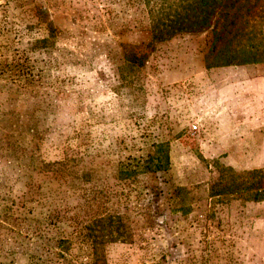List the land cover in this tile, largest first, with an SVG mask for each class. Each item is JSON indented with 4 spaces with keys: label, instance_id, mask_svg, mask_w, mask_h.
<instances>
[{
    "label": "rangeland",
    "instance_id": "obj_1",
    "mask_svg": "<svg viewBox=\"0 0 264 264\" xmlns=\"http://www.w3.org/2000/svg\"><path fill=\"white\" fill-rule=\"evenodd\" d=\"M233 1L0 0V264H264V0Z\"/></svg>",
    "mask_w": 264,
    "mask_h": 264
},
{
    "label": "trees",
    "instance_id": "obj_2",
    "mask_svg": "<svg viewBox=\"0 0 264 264\" xmlns=\"http://www.w3.org/2000/svg\"><path fill=\"white\" fill-rule=\"evenodd\" d=\"M198 1H199V4H198L199 10H200V15L198 16V19L201 21V24L206 25L208 24L207 22L208 18L211 16L212 12L214 11V9H212V6H214L215 4L219 5L221 0H198ZM236 1L237 0H234L233 2L235 3ZM211 4L213 5L211 6ZM210 8H211V11H208ZM213 34H214V44H215L213 49H215L217 41L220 39L221 35L217 33V31H213ZM224 51H226V54L215 57V58H218V59H215L217 60V62L208 65V68L232 65V61H230L229 59L230 55H227L229 51V47L228 48L225 47Z\"/></svg>",
    "mask_w": 264,
    "mask_h": 264
}]
</instances>
